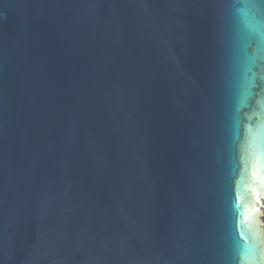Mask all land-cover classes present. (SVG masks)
<instances>
[{"label": "water", "instance_id": "obj_1", "mask_svg": "<svg viewBox=\"0 0 264 264\" xmlns=\"http://www.w3.org/2000/svg\"><path fill=\"white\" fill-rule=\"evenodd\" d=\"M0 0V264H264V11Z\"/></svg>", "mask_w": 264, "mask_h": 264}, {"label": "snow or ice", "instance_id": "obj_2", "mask_svg": "<svg viewBox=\"0 0 264 264\" xmlns=\"http://www.w3.org/2000/svg\"><path fill=\"white\" fill-rule=\"evenodd\" d=\"M252 8H258L259 10L264 11V0H245L244 7L241 9V14L247 21L248 27L255 30V25L252 22L255 18L250 20L248 15Z\"/></svg>", "mask_w": 264, "mask_h": 264}, {"label": "flooded vegetation", "instance_id": "obj_3", "mask_svg": "<svg viewBox=\"0 0 264 264\" xmlns=\"http://www.w3.org/2000/svg\"><path fill=\"white\" fill-rule=\"evenodd\" d=\"M263 214H264V208H263ZM263 221H264V216H263Z\"/></svg>", "mask_w": 264, "mask_h": 264}]
</instances>
